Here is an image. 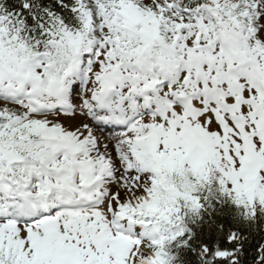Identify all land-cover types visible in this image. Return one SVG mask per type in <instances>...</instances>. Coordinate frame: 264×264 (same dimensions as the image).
<instances>
[{
  "label": "snow or ice",
  "instance_id": "1",
  "mask_svg": "<svg viewBox=\"0 0 264 264\" xmlns=\"http://www.w3.org/2000/svg\"><path fill=\"white\" fill-rule=\"evenodd\" d=\"M0 264H264V0H0Z\"/></svg>",
  "mask_w": 264,
  "mask_h": 264
}]
</instances>
